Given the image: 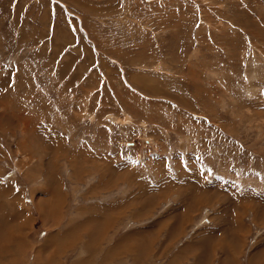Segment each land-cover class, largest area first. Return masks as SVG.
Masks as SVG:
<instances>
[{
	"label": "rangeland",
	"instance_id": "374dc122",
	"mask_svg": "<svg viewBox=\"0 0 264 264\" xmlns=\"http://www.w3.org/2000/svg\"><path fill=\"white\" fill-rule=\"evenodd\" d=\"M0 264H264V0H0Z\"/></svg>",
	"mask_w": 264,
	"mask_h": 264
},
{
	"label": "bare ground",
	"instance_id": "6f19581e",
	"mask_svg": "<svg viewBox=\"0 0 264 264\" xmlns=\"http://www.w3.org/2000/svg\"><path fill=\"white\" fill-rule=\"evenodd\" d=\"M16 213V212H15Z\"/></svg>",
	"mask_w": 264,
	"mask_h": 264
}]
</instances>
